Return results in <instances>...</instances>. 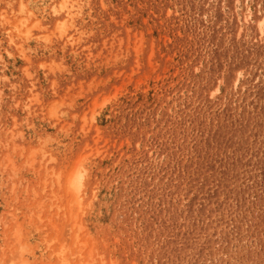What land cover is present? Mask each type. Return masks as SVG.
I'll return each instance as SVG.
<instances>
[{"label": "rangeland", "instance_id": "1", "mask_svg": "<svg viewBox=\"0 0 264 264\" xmlns=\"http://www.w3.org/2000/svg\"><path fill=\"white\" fill-rule=\"evenodd\" d=\"M0 264H264V0H0Z\"/></svg>", "mask_w": 264, "mask_h": 264}, {"label": "bare ground", "instance_id": "2", "mask_svg": "<svg viewBox=\"0 0 264 264\" xmlns=\"http://www.w3.org/2000/svg\"><path fill=\"white\" fill-rule=\"evenodd\" d=\"M75 186H76L75 189H76V191H77V190L79 189L78 187L80 186V184L77 183ZM74 195H75V194H74ZM77 243H80V242L77 241Z\"/></svg>", "mask_w": 264, "mask_h": 264}]
</instances>
